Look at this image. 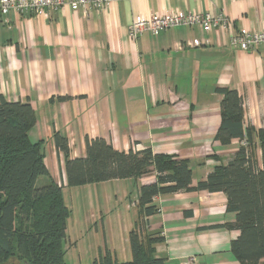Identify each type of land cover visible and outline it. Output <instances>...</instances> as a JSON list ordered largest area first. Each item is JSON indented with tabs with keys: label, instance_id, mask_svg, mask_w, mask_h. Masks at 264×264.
<instances>
[{
	"label": "crops",
	"instance_id": "0c3cea01",
	"mask_svg": "<svg viewBox=\"0 0 264 264\" xmlns=\"http://www.w3.org/2000/svg\"><path fill=\"white\" fill-rule=\"evenodd\" d=\"M169 10L221 12L232 19L235 32L264 29V0H114L101 11L65 7L0 16V96L27 102L35 112L28 137L41 143L48 172L41 185L53 181L62 186L71 211L65 258L69 248L78 251L81 241L92 238L87 250L77 252L78 264H92L106 250L118 262L130 259L128 234L138 221L139 190L155 176L69 188L56 133L67 140L71 158L85 156L86 138H102L119 151L150 148L186 160L190 188L156 196L158 211L143 222L148 233L163 237L155 255L166 264L191 259V264H239L231 251L239 232L226 227L235 222V214L226 211L225 195L199 191L196 185L241 147L238 139L228 145L216 139L222 99L217 88L236 91L243 99V126L264 133V45L234 50L224 32L198 27L128 38L127 26L135 18ZM194 40L201 45L188 46ZM251 143L262 169L260 140L252 136ZM75 198L87 209L77 207ZM109 205L119 214L97 219L95 212L102 214ZM75 209L79 218L73 220Z\"/></svg>",
	"mask_w": 264,
	"mask_h": 264
},
{
	"label": "trees",
	"instance_id": "16d2710c",
	"mask_svg": "<svg viewBox=\"0 0 264 264\" xmlns=\"http://www.w3.org/2000/svg\"><path fill=\"white\" fill-rule=\"evenodd\" d=\"M216 92L222 96L216 139L222 145L246 139L248 148L241 146L225 165L199 181L196 189L225 195L226 211L235 214V222L226 227L239 232L231 242V251L239 264H258L264 258V167H257L251 140L256 136L264 150V133L243 126V99L236 91L217 88ZM35 121L29 103L8 102L0 96V264L10 259L18 264H68L64 241L71 211L63 201L62 186L53 181L38 185L37 179L48 172L41 143L28 137ZM54 144L64 155L69 188L155 176L154 182L139 190L138 221L128 234L130 259L118 262L106 250L92 264H166L155 255V245L163 237L148 233L143 222L158 211L153 204L156 196L190 188L186 160L155 154L150 148L119 151L102 138H86L85 156L71 158L64 137L56 133Z\"/></svg>",
	"mask_w": 264,
	"mask_h": 264
},
{
	"label": "built area",
	"instance_id": "2783aa9c",
	"mask_svg": "<svg viewBox=\"0 0 264 264\" xmlns=\"http://www.w3.org/2000/svg\"><path fill=\"white\" fill-rule=\"evenodd\" d=\"M114 0H0V16L6 17L10 11L16 14H45L47 11H59L65 7L73 10L101 11L109 8ZM178 27H198L203 32L218 30L228 36L231 49L242 52L254 51L257 46L264 45V29L257 32L245 30L233 31V21L223 13H186L183 11H165L153 14L148 18L138 16L127 26V36L135 41L142 34L157 35L162 31ZM199 40L188 43V46H200ZM242 147L248 148L246 139L240 141ZM146 219V218H144ZM189 260L187 264H191Z\"/></svg>",
	"mask_w": 264,
	"mask_h": 264
},
{
	"label": "rangeland",
	"instance_id": "374dc122",
	"mask_svg": "<svg viewBox=\"0 0 264 264\" xmlns=\"http://www.w3.org/2000/svg\"><path fill=\"white\" fill-rule=\"evenodd\" d=\"M171 11H176V10H171ZM179 11H182V10H179ZM183 12H184V11H183ZM186 13H189V12H186ZM197 13H199V12H197ZM201 13H205V12H201ZM152 15H153V14H152ZM149 17H150V16H149ZM147 18H148V17H147ZM39 179H40V181L38 182V185H41V184H42V177H40ZM67 194H68V193H67ZM65 201H66V203H67V202L70 203L69 194H68V196L65 195ZM132 201H133V198H132L131 202H132ZM75 202H76V206H77V207H79V208H86V209H87V207H86L84 201H80L79 199H76V198H75ZM128 204H129V202H128ZM103 207L106 208L105 205H103ZM108 208H110L111 210H109ZM108 208H107V210H106L104 213H102V214H99V212H97V214H96V212H95V215L97 216V219H100L101 216H104V217H105V220L108 221V220H110V219L115 218V217L119 214V210H118V208L114 209L111 205H109ZM73 214L75 215V217H74L73 220L79 218V210H78V209H75L74 212H73ZM89 215H91V214H89ZM68 220H69V219H67L66 225H67V223L69 222ZM92 227H93V225H92ZM70 229H71V226L69 225V226H68V229H67L69 235H70ZM89 243H92V238H90V239L87 240V241H86V240H85V241H81V242H80V245H79V250H78V251H75L74 248H71V249L69 248V249L67 250L65 260H66L69 264H78V263H79V259H78V257H77V252H83L84 250H87V248H88L87 244H89ZM82 260H86V257H84V255H83V257H82ZM4 264H18V263L15 262V261H13L12 259H10L8 262H6V263H4ZM20 264H21V263H20Z\"/></svg>",
	"mask_w": 264,
	"mask_h": 264
}]
</instances>
